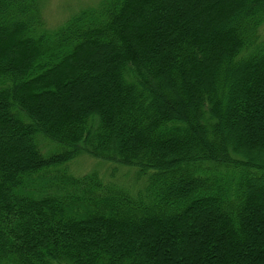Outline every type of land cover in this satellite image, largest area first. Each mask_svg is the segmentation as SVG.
Masks as SVG:
<instances>
[{
	"label": "trees",
	"instance_id": "obj_1",
	"mask_svg": "<svg viewBox=\"0 0 264 264\" xmlns=\"http://www.w3.org/2000/svg\"><path fill=\"white\" fill-rule=\"evenodd\" d=\"M42 1L0 0V264H264V0Z\"/></svg>",
	"mask_w": 264,
	"mask_h": 264
},
{
	"label": "rangeland",
	"instance_id": "obj_2",
	"mask_svg": "<svg viewBox=\"0 0 264 264\" xmlns=\"http://www.w3.org/2000/svg\"><path fill=\"white\" fill-rule=\"evenodd\" d=\"M99 0H43L42 18L45 27L55 30L71 16L82 9L95 6ZM259 36L264 39V24L259 29ZM67 172L73 176H82L95 171L104 182L115 185L134 195L144 186V179L136 177L135 170L119 164H111L93 159L86 155L78 156L67 164Z\"/></svg>",
	"mask_w": 264,
	"mask_h": 264
}]
</instances>
